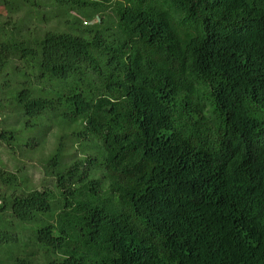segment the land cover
Here are the masks:
<instances>
[{
	"label": "trees",
	"instance_id": "obj_1",
	"mask_svg": "<svg viewBox=\"0 0 264 264\" xmlns=\"http://www.w3.org/2000/svg\"><path fill=\"white\" fill-rule=\"evenodd\" d=\"M46 5L100 15L38 38L0 25L22 126L0 138L70 129L52 188L0 194V264H264V0Z\"/></svg>",
	"mask_w": 264,
	"mask_h": 264
},
{
	"label": "rangeland",
	"instance_id": "obj_2",
	"mask_svg": "<svg viewBox=\"0 0 264 264\" xmlns=\"http://www.w3.org/2000/svg\"><path fill=\"white\" fill-rule=\"evenodd\" d=\"M36 1L39 6H31L24 0H9L6 4L1 3L0 0V25L12 24L15 29L19 28L17 31L23 37L31 35L33 38H38L46 30L56 32L68 30V26L64 23L65 18H79L81 26H88L95 24L100 15L95 13L93 16L83 17L70 12L64 16L60 11L56 12V9L47 6L46 0ZM13 64L15 62H11V65ZM6 88L0 90V120H4V123H0V128L6 131L10 128L22 129L20 124L12 126L13 103L6 97L8 96ZM63 123L49 124L45 132H39L35 128L24 134L21 132L16 136L17 140L14 137L6 142L0 138V171L14 177L13 183L9 184L0 180V194H24L33 189L52 188V177L44 172L43 165L54 150L58 136L69 133L70 129L67 128L66 123ZM32 138H37V142L31 143L34 142ZM28 141L30 143L26 144L25 142ZM65 143L64 156L67 158H81L89 154V152H81L73 140L67 139ZM6 212L4 215L8 216ZM25 233L23 232L24 235Z\"/></svg>",
	"mask_w": 264,
	"mask_h": 264
}]
</instances>
